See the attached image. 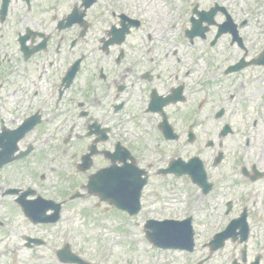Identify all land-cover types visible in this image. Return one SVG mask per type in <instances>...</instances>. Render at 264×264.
I'll return each mask as SVG.
<instances>
[{
    "label": "flooded vegetation",
    "instance_id": "flooded-vegetation-1",
    "mask_svg": "<svg viewBox=\"0 0 264 264\" xmlns=\"http://www.w3.org/2000/svg\"><path fill=\"white\" fill-rule=\"evenodd\" d=\"M163 1L0 0V137L5 147L20 139L16 156L21 158L11 168L22 176L39 168L40 174L23 181L20 176L13 183L0 179V208L11 205L24 218L31 234L23 235L19 227L13 232L31 252L46 254L32 256L43 264H85L73 261L64 233L56 234L69 193L48 187L53 173L67 172L70 164L81 181L76 194L94 197L97 207L104 205L106 212L113 210L126 220L132 217L114 204L134 199L138 190L127 189V184L139 187L146 178L148 184L154 178L186 179L202 199L215 195L221 201L215 225L211 218L198 220L199 214L172 218L191 219L194 250L158 249L184 259L164 258L159 264H264V88L251 91L244 72L252 66L231 72L254 58L242 38L241 45H231L242 51L237 60L209 58L204 69L176 46L165 52L171 45L169 29L187 19L190 26L199 19L194 11L224 6L213 2L205 8L199 0L189 7L187 1L178 14ZM214 22L217 31L221 22L224 29L248 24L234 21L227 10H218ZM177 41L178 47L179 37ZM259 57L260 52L256 62ZM8 60L14 62L12 88L5 79ZM257 64L260 83L264 64ZM146 136L156 146L147 160L148 147L141 143ZM194 158L204 167L201 186L188 177L164 174L172 162ZM201 169L198 164L190 168L197 179L203 177ZM92 179L104 190L91 193L87 187ZM35 208L46 223L27 218L24 210ZM6 217L0 212V229L7 227ZM229 228L236 241L230 237L214 252V236ZM228 245L227 256H220ZM72 251L82 257L79 246ZM102 259L90 263L121 264Z\"/></svg>",
    "mask_w": 264,
    "mask_h": 264
},
{
    "label": "rangeland",
    "instance_id": "rangeland-1",
    "mask_svg": "<svg viewBox=\"0 0 264 264\" xmlns=\"http://www.w3.org/2000/svg\"><path fill=\"white\" fill-rule=\"evenodd\" d=\"M187 1L189 0H164L163 4L165 7L172 6L178 14H181L182 10L189 5L185 4ZM192 1L193 0L189 1L191 2L189 7L193 5ZM201 1L202 6L206 4V8L208 0ZM225 1L230 5V10L235 17L240 19L247 18L249 21V25L243 29L241 35L244 36V43L249 51V57H255L257 51L262 48L260 50L261 54L264 51V0ZM258 7H260V10L256 11ZM187 10L189 11V8ZM218 21L220 22L221 18H219ZM182 24L183 29L187 27L188 19ZM182 24L175 27L172 31L170 30L167 34V37L171 39V45L165 46V52H169V47L170 50H173V46H176L178 52L183 55L194 58L198 57L200 60L202 57L210 56L214 61L223 59H232L235 61L242 53L236 45L227 47L228 36L223 37L219 41V44L212 49H210L208 42V45H198L196 52L188 50L182 44L177 47L178 37L181 38V43L184 42L183 30H180ZM214 32L215 29L210 31L207 37L208 40L213 38ZM230 44H232V40ZM199 62L202 63V61ZM203 66L206 68L205 65H202V68L199 69H204ZM6 67L5 79L8 87L12 88L13 79L15 78L13 71L14 62L8 60ZM216 67L217 63L214 64V68ZM260 71V69L253 67L249 71L247 70L244 72L245 78L252 82L250 86L251 91L253 87L256 90H262L264 88V76L262 73L260 77L262 80L260 83L256 82V75H258ZM9 101H13L11 96L8 99V102ZM154 141L155 140L149 136L142 138L141 143L148 147L144 154L146 160L154 154V149L156 148V146H153ZM202 146L204 147V143ZM233 153V149L228 151L227 154L229 158H231ZM225 164H230L229 159ZM36 169L29 172V174L31 173L30 176L38 177L40 175L38 173L39 170ZM19 174L20 172L18 173L14 168H10L0 174V179L4 177L3 179L13 183L17 181L20 176L22 181L28 180V177H30ZM52 176V179L49 180L50 184L48 187L51 188L52 186H56L65 193H74L76 191V185L81 182L78 172L71 167V164L67 172L61 174L53 173ZM241 190L242 189H240V191ZM214 196L215 195L208 197L205 201H201L205 202L207 205V207L205 206L206 210H203L204 206L196 205V201L199 202L201 197L198 195V191L195 187L188 185L187 182L185 184L182 181H176L168 177L165 181L154 178L150 181V185L145 192L143 216L129 221L123 220L117 215H114L112 211L105 212L103 207L94 208L92 205L93 203L95 204L96 199L93 197L80 200L76 199L67 206L66 214L69 215L68 223L62 222L61 229H58V231L60 230L61 233L63 232L68 235L75 245L80 246L82 253L86 254L88 257L96 258L97 256H103L102 258H104L106 262L117 261L121 262V264H125L126 262L130 264H159L164 258L182 261L184 259L179 254H163L160 251H150L151 249H149L148 242L145 239L143 223L146 218L161 219L162 217L199 213L198 220L203 217L211 218L214 220L212 223L215 225L216 221L214 215L220 212L218 208H220L219 203L221 201L214 198ZM8 199L6 200L9 201ZM0 212L9 216L7 218H9V223L12 225L13 229L19 227L22 233H24L23 235L31 234L28 230L30 226L22 216H16V211L11 205L6 204L4 210L0 208ZM117 239L120 240L116 242ZM19 247L21 248L19 249ZM230 247L231 245H228L226 250L223 251L225 254L221 253L220 256H227ZM0 249L6 250V255L8 254V256L5 255L0 258V264H43L38 260L40 258L33 259L32 256L46 255L38 251L39 249L31 252L25 247L22 236L16 235L13 230L9 229H0ZM46 261L49 263L51 260Z\"/></svg>",
    "mask_w": 264,
    "mask_h": 264
},
{
    "label": "water",
    "instance_id": "water-1",
    "mask_svg": "<svg viewBox=\"0 0 264 264\" xmlns=\"http://www.w3.org/2000/svg\"><path fill=\"white\" fill-rule=\"evenodd\" d=\"M13 152V149L10 151V153ZM9 158L11 159V157L9 156ZM4 159V158H2ZM10 159H8L7 157L5 158V162L10 161ZM3 161H0V166L2 165ZM183 173V172H181ZM134 189V188H133ZM136 191V189H135ZM160 224H156V223H151L148 228L152 230V232H148L147 233V237L148 239L154 243L155 245H162L164 243V239L160 236L161 231H160ZM168 237L169 239H167L168 242L172 243V245H177L178 247L184 248L186 245H190L191 244V235L189 234V236H187L185 238V235H174L171 233V231H169L168 233ZM186 241V243H185Z\"/></svg>",
    "mask_w": 264,
    "mask_h": 264
}]
</instances>
